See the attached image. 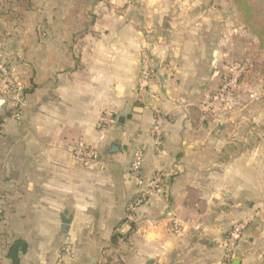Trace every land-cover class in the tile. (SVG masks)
<instances>
[{
  "label": "crops",
  "instance_id": "1",
  "mask_svg": "<svg viewBox=\"0 0 264 264\" xmlns=\"http://www.w3.org/2000/svg\"><path fill=\"white\" fill-rule=\"evenodd\" d=\"M30 7L0 15V53L27 92L20 118L5 117L12 105L0 82V264L10 263L4 244L16 236L28 243L22 264H57L66 244V264H218L242 220L231 264H264V95L211 98L249 34L233 0ZM144 51L153 75L143 104ZM156 107L166 115L160 149ZM105 113L117 122L101 128ZM79 140L97 161L72 160ZM141 145L145 181L160 173L161 185L131 211L130 163Z\"/></svg>",
  "mask_w": 264,
  "mask_h": 264
},
{
  "label": "built area",
  "instance_id": "2",
  "mask_svg": "<svg viewBox=\"0 0 264 264\" xmlns=\"http://www.w3.org/2000/svg\"><path fill=\"white\" fill-rule=\"evenodd\" d=\"M139 1V0H137ZM141 69L138 77L137 83V93L138 100L140 103H146L150 96V82L153 75V68L151 66V58L148 51H144L141 54ZM253 66V63L248 61L244 65H238L236 67L228 66L227 75L223 80L221 86L213 93L212 101H218L232 95L234 89L239 84V79L241 78L243 72ZM6 67L0 61V72L1 75L6 76ZM13 88V100L15 105L23 106V97L21 96V91L12 84ZM20 114H17L19 117ZM166 121V115L159 107L154 109V121L152 126V134L155 139V144L158 149L162 144L163 140V127ZM117 122V117L105 113L99 119V127L106 128ZM146 146L141 145L135 148L133 153V158L130 163L129 173L131 177L135 180L137 185V193L133 197L130 210L134 211L139 206L143 205L149 200L152 194L156 193L160 189L161 185V175L160 173L155 174L151 179L145 181L143 176V164L145 159ZM72 160L80 165H89L94 161H97L100 157L98 150L88 147L84 140H79L71 152ZM248 225V221L242 220L236 222L232 228L229 230L224 244V258L218 264H231L234 259L235 250L242 239L243 231ZM182 223L176 222L174 224V231L179 232L181 230ZM73 256V249L69 244L62 247L61 253L58 257L57 264H66V257ZM97 264H103L99 262Z\"/></svg>",
  "mask_w": 264,
  "mask_h": 264
},
{
  "label": "trees",
  "instance_id": "3",
  "mask_svg": "<svg viewBox=\"0 0 264 264\" xmlns=\"http://www.w3.org/2000/svg\"><path fill=\"white\" fill-rule=\"evenodd\" d=\"M237 5L238 10L241 12L244 23L250 29L251 33L259 40V49L264 50V0H233ZM7 3V9L4 8V3L0 8V15L9 14L14 16H22V11L29 10L31 0H4ZM244 75L239 79V83L242 82ZM25 90H21V96L24 98ZM21 107V106H19ZM17 105H14L8 109L5 113V117H12L21 111ZM4 117H0V125L3 123ZM4 218V211H0V221ZM244 232V231H243ZM0 234L6 238L4 232ZM243 237V236H242ZM241 241V240H240ZM28 250L27 241L19 236L14 237L12 240L7 241L4 244L5 257L10 259L9 264H22L21 256ZM108 264V263H103Z\"/></svg>",
  "mask_w": 264,
  "mask_h": 264
},
{
  "label": "rangeland",
  "instance_id": "4",
  "mask_svg": "<svg viewBox=\"0 0 264 264\" xmlns=\"http://www.w3.org/2000/svg\"><path fill=\"white\" fill-rule=\"evenodd\" d=\"M2 3H4V8L7 9L8 5L6 2H4V0H0V8L2 7ZM236 7H237V5H236ZM20 11L23 14L26 12V11H22V10H20ZM239 13H240V16H239L240 20H241V22L243 21V23H244L242 14L240 11H239ZM244 26L245 27L243 29H246L247 31H249V34L243 35V41L241 44H242V51H244V55L242 56V61L240 60L238 63L231 61L232 64L231 63L226 64V68L228 66L236 67L240 64L244 65L248 61L252 62L253 66L250 67L249 69H246L242 74V76L244 75L243 80H242L244 82V85H240V83H242V82H240L238 84V86L234 89L232 95H229L227 97L232 96L234 98L235 95H237V96L248 95V93H250V92L258 93L261 96L264 95V50L259 49L258 38L251 33L250 29L246 26L245 23H244ZM237 47H239V46H237ZM237 51H240V50H237ZM0 61L5 65L6 70H7L6 76L4 75V77H3V75H1V72H0V82H2V85L4 86V90L6 91L7 96H9V99L11 101V105L14 106L15 105L14 100H13L14 93H13V88L11 86L13 84L15 86V88L19 89L20 91H21V87H20L19 83L17 82V80L13 77V75L10 74V71L8 68V62L9 61L7 58V54L0 53ZM22 100L24 102V98ZM218 101H220V100H218ZM215 102H217V101H215ZM19 108L21 109L22 106ZM19 112H21V111H19ZM20 116L18 118H20ZM0 231H1V233L3 232L2 230H0Z\"/></svg>",
  "mask_w": 264,
  "mask_h": 264
}]
</instances>
